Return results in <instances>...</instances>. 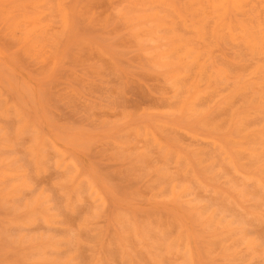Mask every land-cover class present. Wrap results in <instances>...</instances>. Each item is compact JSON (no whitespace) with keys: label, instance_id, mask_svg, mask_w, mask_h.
<instances>
[{"label":"rangeland","instance_id":"1","mask_svg":"<svg viewBox=\"0 0 264 264\" xmlns=\"http://www.w3.org/2000/svg\"><path fill=\"white\" fill-rule=\"evenodd\" d=\"M0 264H264V0H0Z\"/></svg>","mask_w":264,"mask_h":264},{"label":"bare ground","instance_id":"2","mask_svg":"<svg viewBox=\"0 0 264 264\" xmlns=\"http://www.w3.org/2000/svg\"><path fill=\"white\" fill-rule=\"evenodd\" d=\"M218 3V2H217ZM210 4V3H209ZM219 7H220V5H219ZM225 7V6H224ZM212 9V8H211ZM219 9H221V8H219ZM229 9V8H228ZM234 10V9H233ZM235 14V13H234ZM228 15V14H227ZM229 16V15H228ZM233 16V15H232ZM227 19V18H226ZM218 26V25H217ZM244 27V26H243ZM208 37V36H207Z\"/></svg>","mask_w":264,"mask_h":264}]
</instances>
